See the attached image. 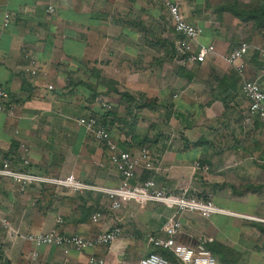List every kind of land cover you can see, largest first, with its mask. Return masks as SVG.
I'll use <instances>...</instances> for the list:
<instances>
[{
	"label": "crops",
	"instance_id": "crops-1",
	"mask_svg": "<svg viewBox=\"0 0 264 264\" xmlns=\"http://www.w3.org/2000/svg\"><path fill=\"white\" fill-rule=\"evenodd\" d=\"M173 1L203 29L197 44L215 46L205 62H181L180 37L162 0H0V84L12 108L0 112V167L10 160L19 170L118 186L107 147L76 122L94 114L121 150H147L133 184L153 177L174 194L211 199L226 212L205 218L136 201L115 212L99 192L48 184L22 189L0 176V209L21 235L57 228L93 239L115 217L123 228L110 246L80 253L11 238L0 223V264H88L91 255L106 264H137L152 248L168 250L150 245L149 236L167 239L164 227L173 216L182 222L177 243L201 244L218 260L222 252L229 264H263L264 122H248L242 87L255 79L264 88V41L250 42L264 37V22L222 9L236 0ZM6 13L11 21L4 28ZM243 41L249 53L230 63ZM33 61L36 74L27 70ZM104 101L111 108L104 110ZM197 161L209 171L197 169Z\"/></svg>",
	"mask_w": 264,
	"mask_h": 264
},
{
	"label": "built area",
	"instance_id": "built-area-1",
	"mask_svg": "<svg viewBox=\"0 0 264 264\" xmlns=\"http://www.w3.org/2000/svg\"><path fill=\"white\" fill-rule=\"evenodd\" d=\"M166 6L171 22L176 33L179 35L178 49L181 53V62H200L206 61L209 54L215 51L214 45L197 44L199 36L203 33V29L188 22L181 10L180 5L173 0H162ZM50 13H54L55 8L50 5L48 8ZM11 14L6 13L4 16V28L9 26ZM251 44L243 41L228 56V61L236 64L238 60H242L249 53ZM260 56L264 60V46L260 48ZM31 68L27 70L33 74L37 73L32 62ZM243 65H237L242 70ZM50 89L53 86H49ZM242 94L248 102L247 120L255 122L256 120L264 122V88L257 80L245 79L242 87ZM11 94L0 84V112L11 113ZM104 110L111 108V104L107 101L101 104ZM79 126H82L95 140L102 142L108 149L110 154V162L120 175V183L116 187H102L88 184L78 180L73 176L63 178H53L41 175L32 171L19 170L12 167L10 160H4L0 167V176L12 178L20 184L22 189L31 185L48 184L56 187L65 188L73 192L95 191L107 196L110 202V208L118 211L127 203L136 201L141 205L149 202L163 204L169 208H174L177 213L191 212L197 213L205 218H211L215 214L225 213L226 211L217 206L213 200L201 198L189 194L187 191L182 195L161 187L155 178L151 177L143 182L133 184V180L137 177L138 166L140 161L148 158L146 149H142L139 155L127 150H121L117 142L112 138L107 126L94 114H86L77 118ZM23 164L28 166L30 161L23 158ZM197 169H203L208 172L209 165L201 166L199 161L195 164ZM102 214L98 210L93 215V220L98 221ZM58 218V222H61ZM0 223L6 229L9 237L14 238L21 236L23 238L32 239L37 246H57L62 247L66 251L75 250L84 252L89 249L110 246L114 242L122 238L123 228L118 217H115L114 224L107 230L101 232L97 237L90 239L80 234H66L57 228L39 234L24 236L19 234L18 230L12 225L11 221L3 214L0 209ZM182 229V222L175 216L169 218L164 230L168 235L167 239L149 236V244L155 247L170 250L181 264H222L206 247L199 244L196 246L179 244L176 241L178 232ZM36 254H34V257ZM88 264H106V260L96 255L88 258ZM137 264H171L165 256L150 251L148 254L140 258Z\"/></svg>",
	"mask_w": 264,
	"mask_h": 264
},
{
	"label": "trees",
	"instance_id": "trees-1",
	"mask_svg": "<svg viewBox=\"0 0 264 264\" xmlns=\"http://www.w3.org/2000/svg\"><path fill=\"white\" fill-rule=\"evenodd\" d=\"M223 10L231 11L233 14H235L237 17L241 18L243 21H255L258 25H261L264 17V2L261 5H252V4H246L242 3L238 0L229 3L226 7L222 8ZM258 229L264 236V223L258 225ZM162 255L170 260H173V262H176L177 264H181L179 260L176 259L175 255L168 250H161ZM217 252V251H215ZM219 255L218 258L219 261L223 264H229L227 255H223L222 252H217ZM216 257V256H215ZM171 263V262H170ZM235 264V263H234Z\"/></svg>",
	"mask_w": 264,
	"mask_h": 264
},
{
	"label": "rangeland",
	"instance_id": "rangeland-1",
	"mask_svg": "<svg viewBox=\"0 0 264 264\" xmlns=\"http://www.w3.org/2000/svg\"><path fill=\"white\" fill-rule=\"evenodd\" d=\"M256 38H252V40H250L251 43L255 44V45H261L264 41V37H260V36H255ZM249 42V41H248ZM257 219V218H256ZM254 247V246H253ZM252 248V247H251ZM152 251H155L159 254L162 255V251L161 250H154V248L151 249ZM262 252V250L260 251ZM171 264H175V262H173V260H170ZM264 264V261L262 262Z\"/></svg>",
	"mask_w": 264,
	"mask_h": 264
}]
</instances>
